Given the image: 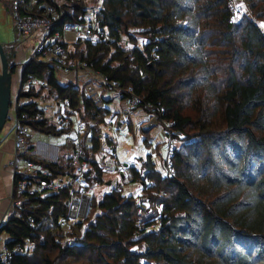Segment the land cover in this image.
<instances>
[{"label":"trees","instance_id":"1","mask_svg":"<svg viewBox=\"0 0 264 264\" xmlns=\"http://www.w3.org/2000/svg\"><path fill=\"white\" fill-rule=\"evenodd\" d=\"M31 1L39 7L27 10ZM43 1L23 0L24 8L40 12ZM242 2L248 15L231 23V0H102L103 35L64 45L65 56L131 87L141 99L137 107L162 110L160 118L180 139L168 158L172 173L165 164L157 168L149 153L139 157L138 168L126 166L128 177L100 198L91 195L87 215L68 227L59 224L68 187L26 194L0 235L9 247L25 238L33 246L7 264H264V0ZM84 13L81 3L63 21L82 23ZM28 78L37 83L25 89ZM19 82L17 118L33 132L57 136L77 117L85 126V181L105 183L97 155L108 109L96 108L83 88L61 83L36 58L22 66ZM39 97L64 108L65 128L32 119ZM25 159L51 178L74 171L72 156ZM40 178L37 172L31 184ZM128 184L137 189L126 191Z\"/></svg>","mask_w":264,"mask_h":264},{"label":"built area","instance_id":"2","mask_svg":"<svg viewBox=\"0 0 264 264\" xmlns=\"http://www.w3.org/2000/svg\"><path fill=\"white\" fill-rule=\"evenodd\" d=\"M11 4L13 22L19 28L20 40H26L38 28L45 30L43 40L37 45L33 54L29 59H38L47 63V65L58 73L73 74L74 79L72 84L76 87L82 81L85 94L91 99L96 108L104 106L103 98L100 94L101 88L107 92L124 95L128 104L134 108L139 106L141 99L133 93L131 87H123L115 80H108L100 73L92 70L84 63L77 60L68 61L64 53V45L68 47L77 42H89L99 40L103 35L99 30L97 19L98 10L102 4V0H95L98 6L90 10L88 2L93 0H44L41 4L40 12H29L24 8L23 0H6ZM84 4L85 13L82 16V23L63 21L67 8L75 11L77 5ZM231 15L229 22L236 21V10L233 6L230 8ZM61 26V31H55L56 25ZM54 30V31H53ZM28 59V60H29ZM94 79H99L101 87L94 84ZM75 83H74V82ZM34 83L33 78L26 80L27 85ZM44 90H47L45 82L40 83ZM38 105L39 111L33 115L34 121L46 120L56 126V128H65L68 119L67 115L59 109L58 104L49 106L46 102ZM66 105V103H64ZM55 107V108H54ZM147 114L148 121L143 125L144 128L154 125H162L167 137L172 139L173 132L171 123L160 118L162 110L155 104L145 103L141 106ZM56 109V110H55ZM61 112V116H54V113ZM26 116V114H24ZM24 116V117H25ZM10 125L13 130L14 151L10 162L14 178L13 189L10 195V203L7 209L5 218L0 222V227L5 225L11 217H17L15 211L16 206H20L26 198V194L34 193L36 190H46L47 192H55L61 187L69 188V195L66 201L65 214L59 217V224L62 227H68L73 222L84 218L89 210V202L91 198L90 192L93 187H89L84 178L86 163L81 159L80 136L85 130L84 124L79 122L76 117V126L69 128L67 134H73V152L71 154L74 164V171L69 176L50 177L47 170L40 165L35 164L31 160H26L25 156L31 154L28 150L29 140L33 134V130L29 124L21 122L14 114L10 118ZM51 137V135H47ZM172 150L167 151L165 167L168 173H172V169L168 158ZM24 157L23 166L21 169L17 167L18 158ZM123 167V166H122ZM121 169L122 175L126 174V169ZM37 172L41 178L38 183L31 184V177ZM33 246V242L29 238H25L21 244H16L11 247L7 246L0 235V264H7L14 254H28Z\"/></svg>","mask_w":264,"mask_h":264},{"label":"rangeland","instance_id":"3","mask_svg":"<svg viewBox=\"0 0 264 264\" xmlns=\"http://www.w3.org/2000/svg\"><path fill=\"white\" fill-rule=\"evenodd\" d=\"M35 2L31 3H25V8L27 10H31L32 8H38L39 5L36 6ZM34 6V7H32ZM89 9H95V7L98 6V3H96L95 0L88 2ZM231 6H233L236 10V21L239 20L241 15L244 13L248 15L247 10L245 8V4L242 2V0H231ZM68 15H72L75 11L70 10L67 8ZM19 28L14 24L13 17H12V10H11V4L9 1L6 0H0V43L5 46V52L10 56V62L11 64H16L15 72L12 74V94L11 99L13 100L14 97V90L16 89V85L18 80L20 79V72L22 69V66L28 61V59L33 54L34 50L36 49L37 45L43 40L45 35V30L43 28H38L28 37L26 40H20L19 36ZM17 60V61H16ZM57 75L59 73L57 72ZM72 82V80H71ZM74 82V81H73ZM75 83V82H74ZM94 84L97 87H101V83L99 79H94ZM80 88H83V83L80 81L78 84ZM102 91L100 94H102L103 100L107 98L105 95L110 94L111 92H107L104 88H101ZM49 106L55 105V102L53 99H50V101L46 102ZM105 107L109 108V105L105 104ZM55 108V107H54ZM56 110V109H55ZM61 110L63 112L64 108L61 107ZM13 114V108H9L8 112V119L5 123V126L3 130L1 131L0 137H2L4 129L7 125H9L10 118ZM128 114V113H127ZM124 113L118 114L117 119L112 120H106V122H111L103 124L101 126V136L102 139V150L97 155V158L100 159L99 163L102 166V179L105 183H97L93 187L92 191L90 192L91 195L96 196V198H100L102 196V193L107 191L111 185H116L118 181H121V177H128L127 173L125 175H122L121 167L124 168V166L128 165H134L136 168L139 167V157L146 156L147 153L151 154L152 160L155 162L157 168L162 169L163 165L165 164V160L167 158V151L172 150L173 148H178L180 146V139H178L177 134L176 136H172V139L167 137V134H165V131L163 130L162 125H156L160 129V134L163 142H159L157 139H152V141L149 138L148 133L152 132L149 127L144 128L141 124H134L132 127L131 122L129 118H126L125 122V116L122 119ZM54 116L57 117L58 115L56 112L54 113ZM71 123L70 127L76 126V118L70 117ZM118 122H122L121 124H117ZM125 123V126H129L130 131L128 128H124L123 124ZM131 126V127H130ZM152 128V127H151ZM175 135V134H174ZM46 135H42V133H34L33 134V140L36 141L42 140L46 142ZM82 138V136H81ZM66 136H57L53 137L52 141L56 140H65ZM32 140V141H33ZM30 141V140H29ZM73 138L70 136L67 137L66 144L68 147V150L72 154V143ZM150 141V143H149ZM158 142V143H157ZM35 143V142H34ZM55 143V142H53ZM70 154V155H71ZM24 157L20 156L18 158L17 167L19 169L23 166ZM119 166V167H118ZM118 167V169H116ZM164 168L166 170V167L164 165ZM126 169V167H125ZM128 179V178H127ZM110 182L108 185L107 182ZM124 186V185H123ZM124 189L126 191H135L137 187L135 185H125ZM15 207V211L18 214L20 211V206L13 205Z\"/></svg>","mask_w":264,"mask_h":264},{"label":"crops","instance_id":"4","mask_svg":"<svg viewBox=\"0 0 264 264\" xmlns=\"http://www.w3.org/2000/svg\"><path fill=\"white\" fill-rule=\"evenodd\" d=\"M58 76H59L60 82L63 84L70 83L71 80L74 79L73 74L65 75V74L59 72ZM36 83L37 82H35V80H34V84H36ZM29 87H30V85H27L25 82L24 88L27 89ZM19 89H20V82L18 80L17 85H16V89L14 90V97L12 100V106H11V108H13L12 116L15 114L16 104H17V96H18ZM44 92H46V90H44L43 93ZM101 96H102V94H101ZM106 96H107V98L105 100H103L104 101V107H105V104L109 105V108L105 107L106 109H108L109 113L106 115L105 122H106V120H108V121L112 120V119L116 120L118 114H122V113H124L122 119L125 116L124 120L126 122V118H129L130 119L129 122H131L132 127L134 126V124L135 125L140 124V126L142 124V126H143L144 123L146 121H148L147 112L141 107L132 108L128 104L127 99L125 97H123L122 95L117 94V93H110L108 95H105V97ZM50 99H52V98L39 97V99H37L36 102L38 105H42L43 101L49 102ZM26 101L28 102L27 97H25L22 102L24 103ZM106 123L111 124V122H106ZM121 123L122 122H118L117 124H121ZM123 126H124V128H128V130L130 131L129 126H125V123L123 124ZM151 127H149V128L151 129L150 131H152V132L148 133L150 140L152 141V139L158 138L157 140L159 142H163L164 140L161 137L159 127L156 125L151 126ZM12 133H13L12 126L10 125V122H9V125H7L6 128L4 129L2 137H0V222L6 216L7 209H8L9 203H10V195H11V191L13 189V183H14L12 167L10 165V162H11V159L13 156V151H14V144H13V138H12L13 134ZM34 133H36V132H33V134ZM33 134L30 138L29 145H31L33 147L31 150V153L34 154L35 156H37L41 159L50 160V161H55L58 158L63 159V158L71 156L70 155L71 153L68 150V147H66L67 146L66 140H67L68 136L73 138V134H67V132H62L60 135H57V136H62V135L64 137L66 136V139L61 140V141L60 140L52 141L53 137H57V136L47 137V135H46L45 136V138L47 140L46 142H44L42 140H38V139L36 141H34L33 140L34 139ZM42 135H45V134L42 133ZM53 142H55V143H53ZM72 143H73V141H72ZM149 143H150V141H149ZM124 167H126V166H124ZM1 236H2L3 241L7 240V236L5 234H2Z\"/></svg>","mask_w":264,"mask_h":264},{"label":"water","instance_id":"5","mask_svg":"<svg viewBox=\"0 0 264 264\" xmlns=\"http://www.w3.org/2000/svg\"><path fill=\"white\" fill-rule=\"evenodd\" d=\"M4 47L0 43V133L8 119L9 108L12 106V64L6 58ZM107 184L109 185L110 182L108 181Z\"/></svg>","mask_w":264,"mask_h":264},{"label":"bare ground","instance_id":"6","mask_svg":"<svg viewBox=\"0 0 264 264\" xmlns=\"http://www.w3.org/2000/svg\"><path fill=\"white\" fill-rule=\"evenodd\" d=\"M70 81V80H69ZM14 184V183H13Z\"/></svg>","mask_w":264,"mask_h":264}]
</instances>
